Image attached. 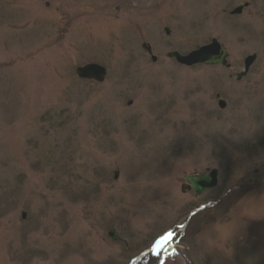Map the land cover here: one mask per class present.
Listing matches in <instances>:
<instances>
[{"label":"rangeland","instance_id":"1","mask_svg":"<svg viewBox=\"0 0 264 264\" xmlns=\"http://www.w3.org/2000/svg\"><path fill=\"white\" fill-rule=\"evenodd\" d=\"M263 136L264 0H0V264H264Z\"/></svg>","mask_w":264,"mask_h":264},{"label":"water","instance_id":"2","mask_svg":"<svg viewBox=\"0 0 264 264\" xmlns=\"http://www.w3.org/2000/svg\"><path fill=\"white\" fill-rule=\"evenodd\" d=\"M247 5L246 2H239L229 14H240L242 9ZM168 32V31H167ZM148 52L150 53V49ZM228 52L222 47L220 42L216 38H212L209 43L203 44L186 54H181L177 51H172L167 53V57L175 59L176 62L186 66H192L196 64H204V65H216L222 64L227 68L229 64L226 63V57ZM152 60H155V56L151 57ZM256 58V54L247 55L244 59V64L241 72L236 74L237 79H239L243 74H245L254 59ZM76 74L78 77L83 79H93L95 81H102L106 70L105 68L97 63H88L83 66H78L76 69ZM216 99L218 101V105L220 107H224L225 102L222 100L220 95H216ZM217 169L213 168L209 172H199L193 175L184 176V180L187 183V188H190L196 195H200L207 189L213 188L217 185L218 177ZM109 235L117 240V236L114 230L109 232Z\"/></svg>","mask_w":264,"mask_h":264},{"label":"trees","instance_id":"3","mask_svg":"<svg viewBox=\"0 0 264 264\" xmlns=\"http://www.w3.org/2000/svg\"><path fill=\"white\" fill-rule=\"evenodd\" d=\"M264 137V136H263ZM262 138L259 140V143H261L262 141H264V139L262 140ZM255 145H257V144H255ZM254 148H255V146H253Z\"/></svg>","mask_w":264,"mask_h":264},{"label":"snow or ice","instance_id":"4","mask_svg":"<svg viewBox=\"0 0 264 264\" xmlns=\"http://www.w3.org/2000/svg\"><path fill=\"white\" fill-rule=\"evenodd\" d=\"M181 227H184V225H181ZM174 234H172V237H173Z\"/></svg>","mask_w":264,"mask_h":264}]
</instances>
